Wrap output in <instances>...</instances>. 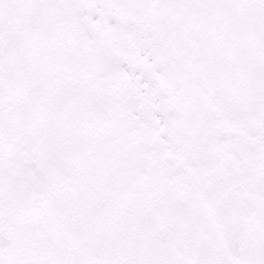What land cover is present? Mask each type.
<instances>
[{"label": "snow or ice", "instance_id": "1", "mask_svg": "<svg viewBox=\"0 0 264 264\" xmlns=\"http://www.w3.org/2000/svg\"><path fill=\"white\" fill-rule=\"evenodd\" d=\"M0 264H264V0H0Z\"/></svg>", "mask_w": 264, "mask_h": 264}]
</instances>
